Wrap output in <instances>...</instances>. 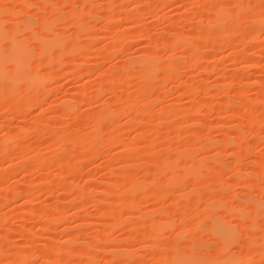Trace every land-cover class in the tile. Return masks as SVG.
Returning a JSON list of instances; mask_svg holds the SVG:
<instances>
[{"label":"rangeland","instance_id":"obj_1","mask_svg":"<svg viewBox=\"0 0 264 264\" xmlns=\"http://www.w3.org/2000/svg\"><path fill=\"white\" fill-rule=\"evenodd\" d=\"M259 16L262 0H0L3 50L22 39L42 79L0 97V264H264Z\"/></svg>","mask_w":264,"mask_h":264},{"label":"bare ground","instance_id":"obj_2","mask_svg":"<svg viewBox=\"0 0 264 264\" xmlns=\"http://www.w3.org/2000/svg\"><path fill=\"white\" fill-rule=\"evenodd\" d=\"M86 3V2H85ZM85 3H84V5H85ZM92 7V6H91ZM46 9H47V7H46ZM52 9V8H51ZM92 9V8H91ZM224 9V8H223ZM242 10V9H241ZM240 10V11H241ZM229 12V11H228ZM236 12H237V14H238V12L239 11H237V9H236ZM239 15V14H238ZM237 15V16H238ZM213 18V17H212ZM227 15L225 14V12H218L217 13V15L214 17V19H212L211 21H212V29L213 28H222V27H225V25L227 24V21L230 19H228L227 20ZM257 18V17H256ZM255 19V18H254ZM257 24L259 25L258 26V28L259 29H263L264 28V16H259L258 18H257ZM211 24H209V25H211ZM208 25V26H209ZM210 27V28H211ZM234 27V29H235V26H233ZM238 27V26H237ZM236 27V28H237ZM210 28H208L210 31L209 32H211V30L212 29H210ZM231 29V28H230ZM221 30V29H220ZM233 30V29H232ZM222 31V30H221ZM236 32V31H235ZM221 33V32H220ZM1 34H2V31H1V29H0V97H2L4 94L7 96H16V94H19V93H17V91H18V88H17V86H18V84L21 82V81H23V80H26V81H28L29 82V84L32 86V87H37V86H39V85H41L42 83V79H41V77L40 76H35V75H30L29 73H27V71H26V63H27V61L29 60V59H31V57H32V55H33V53H32V51L27 47V45L24 43V41L22 40V39H16V40H14L13 41V43H11V48H10V51L9 52H5L4 50H3V47H2V42H1V40H2V37L3 36H1ZM210 34V33H209ZM219 34V33H218ZM222 35H223V32L221 33ZM232 34H233V32H232ZM178 38H180V37H178ZM182 38V37H181ZM184 38V37H183ZM226 38V37H225ZM229 38V37H228ZM185 40V39H184ZM176 41V40H175ZM178 42H179V39H178ZM56 43L55 42H52V43H47V44H45V45H43L44 46V48L45 49H51V48H53V47H55L56 45H55ZM61 45V44H60ZM194 55V54H193ZM154 56V55H153ZM153 56H147V57H143L142 59H140L139 60V67H140V69L141 70H143L145 73H147V75H148V77L150 78V77H152V76H154V74L156 73V70H157V65H158V61H157V56L156 57H153ZM194 58V57H193ZM9 61H11L12 63H14V65H15V67H14V69L12 70V69H10L9 67H8V65H7V63L9 62ZM175 69V68H174ZM173 69V70H174ZM172 73V72H171ZM170 73V74H171ZM175 73V72H174ZM4 97V96H3ZM227 99V98H226ZM224 103V102H223ZM226 103H227V101H226ZM232 103V102H231ZM231 103H227L229 106H228V109H229V107H231L230 105H231ZM209 105V104H208ZM235 105V104H234ZM233 105V106H234ZM136 106V105H135ZM138 106H140V105H138ZM217 106V105H216ZM227 106V105H226ZM143 107V106H142ZM215 107V106H214ZM254 107V106H253ZM139 108V107H138ZM132 109H134L135 110V107L134 108H132ZM253 109V108H252ZM137 110V109H136ZM138 111V110H137ZM249 112V111H248ZM249 113H251V112H249ZM253 114V113H252ZM246 115V114H245ZM109 117V116H108ZM264 117V116H263ZM112 118V117H111ZM198 118V117H197ZM113 119V118H112ZM242 119H243V117H242ZM105 120H106V118H105ZM109 120V119H108ZM195 120V119H194ZM198 120H200V119H198ZM245 120V119H244ZM247 121V120H246ZM99 122H103L102 120L101 121H99ZM98 122V123H99ZM140 122H141V120H140ZM143 122V121H142ZM141 122V123H142ZM198 122V121H197ZM243 122H245V121H243ZM260 122V121H259ZM261 122H262V120H261ZM264 122V121H263ZM97 123V124H98ZM119 133V132H118ZM116 134V133H115ZM119 135H121L120 133H119ZM117 136V135H116ZM120 137V136H119ZM122 137V136H121ZM120 137V138H121ZM119 138V139H120ZM103 139V138H102ZM101 143H103V142H101ZM104 144V143H103ZM239 150V149H238ZM20 151H22V150H20ZM153 152V151H152ZM151 152V153H152ZM153 154V153H152ZM155 154V153H154ZM132 157V156H131ZM127 166V165H126ZM200 167H201V165H199L197 168H196V170H195V174L197 175V177H196V180H198L199 179V177H201V171H200ZM73 169V168H72ZM71 169V170H72ZM112 169H114V168H112ZM127 169V168H126ZM74 170V169H73ZM132 170V169H131ZM139 170V169H138ZM137 170V171H138ZM141 171V170H140ZM137 173V172H136ZM139 173V172H138ZM138 173H137V175H138ZM119 176H120V174H119ZM118 176V177H119ZM126 176V175H125ZM135 176V175H134ZM139 176V175H138ZM122 177H124V176H122ZM128 176H126L125 178H127ZM131 177V176H130ZM129 178V177H128ZM136 178V177H135ZM134 178V179H135ZM131 179V178H130ZM138 179V178H137ZM127 180V179H126ZM178 181H175V179L173 180V181H171V179H170V181L168 182V185H170V184H176V185H178V186H180L184 181L181 179V180H179V179H177ZM123 181V180H122ZM140 181V180H139ZM152 181H154V180H152ZM199 181V180H198ZM118 181H114V182H111V184L112 185H118V183H117ZM127 182V181H126ZM134 182H135V180H134ZM137 182V181H136ZM132 183L133 184V188H134V191L135 192H141L142 191V189H143V187H144V185L143 184H139V183ZM110 183V182H109ZM123 183V182H122ZM121 183V184H122ZM129 183V182H128ZM155 183V182H154ZM120 184V183H119ZM125 184V183H124ZM150 184H151V182H150ZM126 185H127V183H126ZM182 185H184V183L182 184ZM120 186V185H119ZM123 186H125V185H123ZM130 186V185H129ZM85 192V191H84ZM29 193V192H28ZM32 193H33V191H32ZM35 195V194H34ZM34 197V196H33ZM1 217V216H0ZM7 221V220H6ZM4 222V221H3ZM2 223V222H1ZM7 225V224H6ZM113 230V232L112 233H114V229H108V231H105V233H106V235H109L110 234V232L109 231H112ZM114 235V234H113ZM109 236H112V235H109ZM108 236V237H109ZM107 238V237H106ZM7 240V239H6ZM108 240V239H107ZM9 241V240H8ZM6 242V241H5ZM36 243V242H35ZM73 243V242H72ZM38 245V244H37ZM1 247V246H0ZM2 248V247H1ZM37 250V249H36ZM36 250H35V252H36ZM16 251V250H15ZM34 251V250H33ZM32 251V252H33ZM39 251V250H38ZM89 251H91L90 249H89ZM31 252V253H32ZM88 252V251H87ZM4 253V252H3ZM21 253V252H20ZM19 252H18V254H20ZM22 254V253H21ZM35 254V253H34ZM87 254V253H86ZM0 255H1V251H0ZM36 256H37V254H36ZM87 256V255H86ZM19 257V256H18ZM27 257H32V255L31 256H28L27 255ZM89 257H91V256H89ZM3 258V257H2ZM20 258V257H19ZM49 258V257H48ZM92 258V257H91ZM16 259V258H15ZM28 259V258H27ZM50 259V258H49ZM93 259V258H92ZM26 260V259H25ZM59 260V259H58ZM58 260H56V261H52V263L51 264H62L61 263V261L60 262H58ZM51 261V260H50ZM93 260H91L90 258H88V256H87V258H86V264H95V263H93L92 262ZM25 262L26 261H23V260H21L20 261V263L19 264H25ZM28 262V261H27ZM97 263V262H96ZM14 264H16L15 262H14Z\"/></svg>","mask_w":264,"mask_h":264},{"label":"snow or ice","instance_id":"obj_3","mask_svg":"<svg viewBox=\"0 0 264 264\" xmlns=\"http://www.w3.org/2000/svg\"><path fill=\"white\" fill-rule=\"evenodd\" d=\"M262 3H264V0H262ZM11 7V5H5V8L7 9V8H10ZM219 231L221 232V233H223V232H227V231H229V229L226 227V226H223V225H221L220 227H219Z\"/></svg>","mask_w":264,"mask_h":264}]
</instances>
